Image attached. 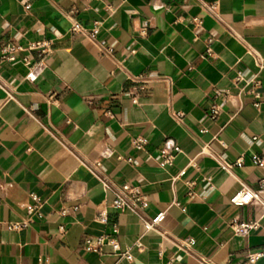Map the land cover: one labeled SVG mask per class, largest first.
<instances>
[{
    "label": "crops",
    "instance_id": "crops-1",
    "mask_svg": "<svg viewBox=\"0 0 264 264\" xmlns=\"http://www.w3.org/2000/svg\"><path fill=\"white\" fill-rule=\"evenodd\" d=\"M204 1L216 15L199 0H0V49L50 47L0 68V264H203L181 248L186 238L218 264H264L262 206L231 201L264 179L253 161L264 158V0ZM75 21L97 22V41L73 32ZM140 73L149 78L135 104ZM100 177L139 186L148 205L111 206ZM162 211L147 229L143 218ZM100 235L133 258L110 243L88 250Z\"/></svg>",
    "mask_w": 264,
    "mask_h": 264
},
{
    "label": "built area",
    "instance_id": "built-area-1",
    "mask_svg": "<svg viewBox=\"0 0 264 264\" xmlns=\"http://www.w3.org/2000/svg\"><path fill=\"white\" fill-rule=\"evenodd\" d=\"M202 6L211 14L216 15V9H217V2L208 3L204 0H199ZM27 8L30 7V5L26 6ZM71 29L75 33L83 34L87 39L92 41H97V37L99 34V25L96 22L92 27L88 28L79 21H75ZM27 48H36L40 49L41 54H46L50 47L45 43L41 41H34L29 44L28 47H22L21 45L7 42L2 45L0 49V68L5 62H13L17 60V57L20 53V51L25 50ZM101 49L104 54L112 55L114 50L110 46L101 45ZM133 82L135 83L133 90L129 92L133 103L139 104V94L138 90H145L146 89V82L148 81L149 76L145 73H140L136 75L130 76ZM242 74L239 72L238 74V80H241ZM254 95L256 97H259V94L255 91ZM220 114V104L215 102L211 105L209 116L210 118H216ZM111 116L114 114L110 113ZM176 117L180 120L183 117V113H176ZM146 143V139L143 136H137L133 139V144L136 148L142 149L144 148ZM176 149L179 150V147L176 146ZM174 156L172 154H164V163L170 164L172 163ZM253 161L255 164H264V158L260 157L258 155H255L253 158ZM243 164V158H239L235 163H226L223 165V168L225 169H231L235 165L241 166ZM97 165H100L99 162H97L96 165H91L93 167H96ZM100 181L105 186L107 191L109 192L111 196V206L120 209V210H131L133 212H139L140 210L144 209L148 203L145 199V196L139 186L130 184V183H123L118 184L112 180H110L107 177H100ZM193 184V182L190 183V185ZM212 186V184H211ZM259 189H254L249 186H244L242 189H240L232 198L231 201L238 205L243 204H249V203H259L263 210H264V196L262 192H264V179L260 182ZM36 199V196H33ZM31 209H34L32 206ZM66 211L63 210V213ZM97 217L103 221L107 222L109 219L108 209L105 202H102L98 205V213ZM166 217V211L159 212L154 217L147 219L143 218L144 224L147 229L151 228H157L159 224L164 220ZM256 222L250 223V224H238L237 230L240 232H248L254 227H256ZM64 229V227H62ZM105 243H110L114 250L118 251L120 255L125 256L128 259L133 258V254L128 252L127 250H121L120 242L113 237H110L109 235H100L97 236L96 239L88 238L86 240V248L88 250H100L101 247ZM181 248L187 250L188 252L194 254L197 256V258L203 263V264H218L215 262L211 257H208L204 254H198L195 253L192 248L194 245V239L192 238H186L181 243ZM262 254L261 251H255L248 255L247 261L249 263L255 262L259 256ZM167 264H174L172 261H169Z\"/></svg>",
    "mask_w": 264,
    "mask_h": 264
}]
</instances>
